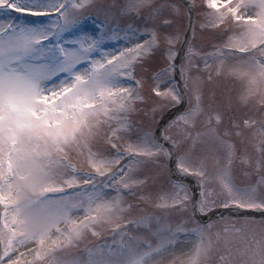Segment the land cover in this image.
Listing matches in <instances>:
<instances>
[{
	"label": "snow or ice",
	"instance_id": "snow-or-ice-1",
	"mask_svg": "<svg viewBox=\"0 0 264 264\" xmlns=\"http://www.w3.org/2000/svg\"><path fill=\"white\" fill-rule=\"evenodd\" d=\"M261 110L264 0H0V264H264Z\"/></svg>",
	"mask_w": 264,
	"mask_h": 264
},
{
	"label": "rangeland",
	"instance_id": "rangeland-1",
	"mask_svg": "<svg viewBox=\"0 0 264 264\" xmlns=\"http://www.w3.org/2000/svg\"><path fill=\"white\" fill-rule=\"evenodd\" d=\"M155 1V0H154ZM164 1H159L157 3H163ZM200 0H197V3H199ZM186 17V14L184 16V20L183 21H179V19H177L175 21V24H179L181 28H183L185 25H187V17ZM163 19V17H162ZM174 24V26H175ZM198 27H199V20H198ZM210 43L211 41L210 40H206L202 37L199 36V38L197 37L194 41V44L197 48V50L201 53H207V52H210L211 51V47H210ZM114 46V45H112ZM159 57H157L158 59ZM201 64H203V60L201 58ZM207 76H208V73L205 72L204 73V82H203V87H202V91L204 93V100L206 98V101H205V105H207L208 103V97L209 95L212 93V92H215L216 94V100L223 103L224 100H225V94L226 93H231L232 95H235L236 94V91L238 89V85L233 83L231 80H228V79H224V78H220V79H213L212 81H208L207 80ZM247 111V109H242L241 111L239 112H236L235 115L239 118H242L243 115H244V112ZM261 111H264V110H261ZM256 118L259 119L260 118V113H256ZM136 119H139V117H136ZM227 122V121H225ZM223 127V125L221 126V128ZM254 150V149H253ZM237 163V162H236ZM236 183L237 180L235 179ZM135 215V213L133 214ZM129 231H131V229H129ZM190 241H194L192 242L191 244H186V247L184 248H178V252H185L187 250L188 247H191L194 243H195V240H190ZM189 241V242H190ZM105 243V242H104ZM181 249V250H180Z\"/></svg>",
	"mask_w": 264,
	"mask_h": 264
}]
</instances>
